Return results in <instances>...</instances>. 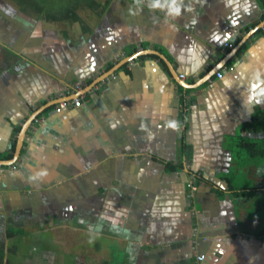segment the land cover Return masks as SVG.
Instances as JSON below:
<instances>
[{
    "label": "crops",
    "instance_id": "0c3cea01",
    "mask_svg": "<svg viewBox=\"0 0 264 264\" xmlns=\"http://www.w3.org/2000/svg\"><path fill=\"white\" fill-rule=\"evenodd\" d=\"M110 1L73 36L0 18L29 62L0 76L5 261L264 264V161L232 141L264 136V0Z\"/></svg>",
    "mask_w": 264,
    "mask_h": 264
},
{
    "label": "trees",
    "instance_id": "16d2710c",
    "mask_svg": "<svg viewBox=\"0 0 264 264\" xmlns=\"http://www.w3.org/2000/svg\"><path fill=\"white\" fill-rule=\"evenodd\" d=\"M17 4V8L28 11L31 13L32 16L37 18H42L44 21H74L79 19V14L77 13L76 9L80 4L83 2L90 7L100 6L94 1L90 0H13ZM106 7L102 6L104 10ZM253 119L264 128V110H258ZM247 128L242 129V134L236 135L232 138L234 147V158L236 160L242 159L244 165L240 167H244L246 162H253V163H261L264 161V136L263 137H250L248 135ZM187 152V147L183 146L181 149V153ZM182 167V164L171 166L170 169L176 170ZM238 172L236 170H231L229 172L228 181L230 182L231 188H241L242 193L245 189V183L242 182L240 185L235 182L234 177L236 178V174ZM258 209L264 210V195L257 202ZM3 218L0 216V264H11L9 260L5 261L6 252L12 251V249H7L5 247V239L6 231L3 228Z\"/></svg>",
    "mask_w": 264,
    "mask_h": 264
},
{
    "label": "flooded vegetation",
    "instance_id": "af4514ba",
    "mask_svg": "<svg viewBox=\"0 0 264 264\" xmlns=\"http://www.w3.org/2000/svg\"><path fill=\"white\" fill-rule=\"evenodd\" d=\"M92 1H94V3H96L100 6L99 7L98 6L90 7L87 4L82 2L80 4V6H78L76 9L77 13L79 14L78 20H74V21H68V20L50 21L48 24L53 27V26H55L54 23H61L63 26L60 28H62V30H64V31H68L71 34V36L75 35V32H77L80 29L84 30L85 33L89 32V30L91 29L90 28L91 19L98 16V15H105L107 13L106 10L108 9V8L106 10L102 9V6H105L104 4H106L105 2H107L108 0H92ZM16 15H18V16L20 15L23 18H26L28 16H30V17L32 16V14L28 13V11H23V10L17 8V4L15 3V1H13V0H0V18L1 19L12 20V19H15L17 17ZM71 24H73V25H71ZM75 25H76V27H75ZM0 29H2V27H0ZM57 29L61 33V31L58 27H57ZM3 30H6V28H4ZM3 30L0 31V36H1V33H3ZM13 48L14 47L9 45L7 42L0 41V76L5 75V74L7 75L11 71H13L14 69H17V68H19V69L24 68V66H27V63H29L28 60H26L22 54L18 53V55H17V53L15 52L16 50H14ZM73 84L74 83H72V85ZM72 85H70L69 89L74 90V93H72V95H73V94H75V92L77 90L71 88ZM67 96L68 95H65V97H67ZM36 120H40V119L36 118ZM189 174H190V177L192 178V179H190V182L192 185L191 189H194L195 183H194L193 179H195L200 174L196 173L194 171H190Z\"/></svg>",
    "mask_w": 264,
    "mask_h": 264
},
{
    "label": "built area",
    "instance_id": "2783aa9c",
    "mask_svg": "<svg viewBox=\"0 0 264 264\" xmlns=\"http://www.w3.org/2000/svg\"><path fill=\"white\" fill-rule=\"evenodd\" d=\"M217 76L218 77H222V73L221 72H217ZM72 88L75 89V90H80L81 89V84L79 82H76L72 85ZM72 93H74V90L72 89H67L66 90V94L65 95H68L66 97V99L62 100L61 102L58 103V108H66V107H69V106H79L81 104V95H78V96H74V97H69L70 95H72ZM42 119L40 120H36L38 122H40ZM190 187H192L191 185V182L188 184ZM204 258V255L201 254L197 257V259L200 261Z\"/></svg>",
    "mask_w": 264,
    "mask_h": 264
},
{
    "label": "clouds",
    "instance_id": "9594fccd",
    "mask_svg": "<svg viewBox=\"0 0 264 264\" xmlns=\"http://www.w3.org/2000/svg\"><path fill=\"white\" fill-rule=\"evenodd\" d=\"M150 7L161 8V9L167 7L171 15L179 16L181 5H180V0H164L163 3H161V0H152Z\"/></svg>",
    "mask_w": 264,
    "mask_h": 264
},
{
    "label": "rangeland",
    "instance_id": "374dc122",
    "mask_svg": "<svg viewBox=\"0 0 264 264\" xmlns=\"http://www.w3.org/2000/svg\"><path fill=\"white\" fill-rule=\"evenodd\" d=\"M80 12V11H79ZM81 13V12H80ZM51 24V23H50ZM55 24V26H53V27H55V28H60V27H62L63 25L61 24V23H54ZM71 25H73V24H71ZM75 27H76V25H75Z\"/></svg>",
    "mask_w": 264,
    "mask_h": 264
},
{
    "label": "water",
    "instance_id": "95a60500",
    "mask_svg": "<svg viewBox=\"0 0 264 264\" xmlns=\"http://www.w3.org/2000/svg\"><path fill=\"white\" fill-rule=\"evenodd\" d=\"M132 59V58H131ZM178 75H179V73H178ZM182 85H184L183 83H181ZM36 118V115L35 116H33V118L31 119V121H30V123L31 122H33L32 120H34ZM5 163L7 162V161H4Z\"/></svg>",
    "mask_w": 264,
    "mask_h": 264
},
{
    "label": "bare ground",
    "instance_id": "6f19581e",
    "mask_svg": "<svg viewBox=\"0 0 264 264\" xmlns=\"http://www.w3.org/2000/svg\"><path fill=\"white\" fill-rule=\"evenodd\" d=\"M71 88H72V86H71ZM66 89H69V88H66Z\"/></svg>",
    "mask_w": 264,
    "mask_h": 264
}]
</instances>
